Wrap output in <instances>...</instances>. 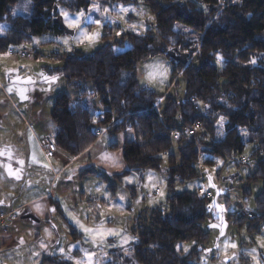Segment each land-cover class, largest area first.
I'll use <instances>...</instances> for the list:
<instances>
[{
  "label": "trees",
  "instance_id": "16d2710c",
  "mask_svg": "<svg viewBox=\"0 0 264 264\" xmlns=\"http://www.w3.org/2000/svg\"><path fill=\"white\" fill-rule=\"evenodd\" d=\"M25 1L0 0V22L7 24L0 34V56L22 51L33 38L64 34L67 30L60 20L59 6L89 11L93 4L137 2L29 0L32 16L16 18L12 13ZM147 3L155 17L158 40L151 35H123L92 56L62 58L55 54V60L64 62L63 69L45 70L50 78L61 74L69 87L80 93L77 101L66 94L55 100L51 112L55 148L77 158L104 130L109 129L112 135L131 132L132 139L125 141L123 148L125 170L115 178L141 176L147 170L163 172L169 178L166 210L155 208L140 215L137 227L130 231L135 242L109 250L111 257L102 264H192L201 252L199 247L209 240L202 224L209 218L210 200L196 192L176 193L175 183L197 179L202 157L204 164L212 167L215 160L241 156L247 145L253 146L249 159L255 171L248 175L244 190L250 194L251 184H263L255 198L259 216L235 218V222L248 223L253 230L264 220V0ZM170 53L186 59L176 60ZM157 56L166 57L175 66L172 85L179 75L185 78L182 101L141 85L139 65ZM217 60L223 63L220 69L215 65ZM85 82L92 83L101 106L109 110H98ZM175 142L177 154L172 153ZM68 228L73 242H82V234ZM182 243H197V248L182 257L178 252ZM74 256L81 258L77 250ZM43 264L73 263L47 256Z\"/></svg>",
  "mask_w": 264,
  "mask_h": 264
},
{
  "label": "rangeland",
  "instance_id": "374dc122",
  "mask_svg": "<svg viewBox=\"0 0 264 264\" xmlns=\"http://www.w3.org/2000/svg\"><path fill=\"white\" fill-rule=\"evenodd\" d=\"M188 1L195 0H175L177 3H187ZM197 6L199 9L204 7L200 3H197ZM57 11L67 31L58 36L46 34L33 38L29 45L20 51L19 54L22 57L30 56L36 59L37 56H40L42 60L52 61L55 54L62 58L74 54L85 57L92 56L98 49L112 44L123 35L140 37L151 35L158 40L155 17L147 0H137L136 3L127 5L102 6L93 4V8L89 11H70L59 6ZM64 13L79 23L76 26H69ZM12 14L16 18L19 16L30 18L32 16L31 2L29 0L23 2V6ZM6 25V22H0V34L4 33ZM85 33L89 37L98 34V38L90 40L86 38ZM188 37L192 38L190 34ZM171 57L175 58L174 56ZM180 59L183 61L186 57L182 55ZM218 59L222 58L219 57ZM215 65L220 69L223 63L217 60ZM174 68L175 66L166 57L150 58L139 65L140 83L159 95L168 93L173 95L177 101H182L186 92V80L182 75H179L175 84L172 85ZM14 69L15 67L10 65L7 58L0 56V73L6 74V76L10 72L15 74ZM27 91H30L32 99L34 97L38 99L41 96V92L38 94L35 89L28 88ZM16 126L12 108L9 105L0 107V150L1 152L5 149L15 150L17 156H20L26 145V137H23L22 131H17L19 125ZM19 138H21V142L16 140ZM122 150L116 152L118 155L115 154L116 159L112 160L115 165L117 163L122 164L125 170ZM177 150V143L175 142L172 153L177 154ZM252 152L253 146L247 145L241 156L226 161L217 159L212 167L205 165V158L202 157L198 164L200 176L197 179L185 183H175L176 193L196 192L208 196L210 200L209 218L202 224V229L209 235V240L206 245L199 247L201 252L195 256L192 264H264V220L259 222L253 230L249 229L248 223L238 225L235 222V218L259 216L255 210V198L262 192L263 184L261 182L251 184L249 186L250 194L244 190L248 175L255 171L254 165H251L252 162L249 159ZM46 153L52 154L51 151ZM99 166L100 164L96 168ZM106 172L101 173L104 178L99 177L100 171H97L79 182L67 183L68 190H72L73 195L69 196V198L71 197L70 202L75 205L74 208L76 212L78 211L77 213H81L85 219L89 218L88 221L94 228L124 231L131 239L135 240L130 231L132 232L137 225L136 220L140 215L144 212H151L155 208L166 210V200L169 196V178L163 172L147 170L141 176L132 175L117 180L115 175ZM6 173L8 178L9 172ZM44 175L48 178L36 181L39 184L44 183L42 189L49 188L47 184L51 182V175L47 176L45 171ZM32 182L30 179L27 186L25 181V185L22 184L21 187L30 190ZM60 186L61 182L56 183L55 188L58 189ZM82 192H85L86 195L83 196ZM19 195L17 190L14 191V196ZM89 205L91 206L90 213L87 209ZM85 208L86 210H84ZM2 219L0 218L1 229H3ZM58 231L59 233L56 235L51 231L41 233L40 230H32L33 241L36 239L35 234L40 233L39 244L45 248L38 247L41 253H45L47 246L51 248L52 245L56 244L55 247L58 248L56 253L64 252V259L73 264H102L108 257H111L109 250L116 249L120 245L121 248L127 247L124 245L125 241H119L118 235L109 237L107 243H92L93 241H91V245L86 246L84 242L86 238L83 240V235V242H77L72 249L71 245L65 244L61 230ZM112 239L114 241H111ZM21 246L24 247V242ZM196 248L197 243H182L178 247V252L182 257H187ZM76 250L79 251L81 258L74 256ZM27 251L22 248L18 253L13 254L12 263L39 264L41 260L36 258L38 253L35 255L31 253L33 256L27 258L31 252L30 250Z\"/></svg>",
  "mask_w": 264,
  "mask_h": 264
},
{
  "label": "crops",
  "instance_id": "0c3cea01",
  "mask_svg": "<svg viewBox=\"0 0 264 264\" xmlns=\"http://www.w3.org/2000/svg\"><path fill=\"white\" fill-rule=\"evenodd\" d=\"M19 53L20 51H15L1 55L15 67V74L10 72L6 76L0 73V107L9 105L12 108L14 120L17 126L19 125L17 131H22L23 137H26V145L20 156H17L15 150L5 149L2 152L0 150V218H4L5 222L3 229L0 228V264H13L11 257L22 248H25L26 252L31 251L27 258L38 253L36 258L41 260L39 264H43V259L47 256L66 260L64 252L56 253L58 251L56 244L51 243V248L47 246L48 251L41 253L38 248L42 245L39 244L40 233L35 234L36 239L33 241L32 230H40L41 233L51 231L56 235L59 233L58 230H61L65 244L71 245L72 249L77 243L73 242L68 230L69 226L84 235L86 246L91 245V241L107 243L109 237L116 235L119 241H125L124 245L135 242L124 231L94 228L88 221L89 218L85 219L81 213L76 212L75 205L70 202L71 197L69 198L73 196L72 190H68L67 186V183L79 182L97 171H100L99 177H103L101 173L106 170H108L106 173L110 172L111 175L123 173L122 164L115 165L112 159H116V152L124 148L125 141L132 139V134L112 135L104 130L98 141L77 158L57 148L48 155L45 148L50 143L53 144L52 134L55 126L51 121V112L56 98L66 94L72 101H77L80 93L69 87L67 80L61 74L52 78L46 77L45 70L60 71L64 67V62L54 58L52 61L42 60L40 56L36 59L30 56L22 57ZM85 84L88 91L93 94L92 101L98 110H109L101 106V98L96 96L92 83L85 82ZM28 88L35 89L38 94L41 92V96L32 99L30 91H27ZM16 140L22 141L21 138ZM98 164L100 166L96 168ZM91 166L93 168H90ZM44 171L47 176L51 175V182L47 184L49 188L46 189H42L44 183L36 182L48 178L44 175ZM6 172H9L8 178ZM30 179L33 181L30 190L21 187L25 181L27 185ZM59 182L61 186L56 189L55 185ZM16 190L19 196H14ZM81 194L86 195L85 192ZM87 209L90 213L91 206L89 205ZM27 216H32L35 221L24 219ZM23 242L24 247L21 246Z\"/></svg>",
  "mask_w": 264,
  "mask_h": 264
},
{
  "label": "snow or ice",
  "instance_id": "6c2138e0",
  "mask_svg": "<svg viewBox=\"0 0 264 264\" xmlns=\"http://www.w3.org/2000/svg\"><path fill=\"white\" fill-rule=\"evenodd\" d=\"M64 15H65L66 20H67L68 23H69V26H76V25L79 23V21L74 20V19L68 17V14H67V13H64ZM81 15H83V14L81 13ZM85 36H86V38H88V39H90V40H91V39H94V38H98V34H95V36L89 37L88 34L85 33ZM253 62H254V61H253ZM222 122H223V121L221 120V123H222ZM81 227H83V226L81 225ZM85 231H89V230L85 229Z\"/></svg>",
  "mask_w": 264,
  "mask_h": 264
},
{
  "label": "built area",
  "instance_id": "2783aa9c",
  "mask_svg": "<svg viewBox=\"0 0 264 264\" xmlns=\"http://www.w3.org/2000/svg\"><path fill=\"white\" fill-rule=\"evenodd\" d=\"M54 148H55V146H54L53 144L50 143V145L47 146V147L45 148V151H46V152H50V151L53 152ZM1 219H2V218H1ZM2 221H3V225H5V224H4V223H5V222H4V218L2 219Z\"/></svg>",
  "mask_w": 264,
  "mask_h": 264
},
{
  "label": "water",
  "instance_id": "95a60500",
  "mask_svg": "<svg viewBox=\"0 0 264 264\" xmlns=\"http://www.w3.org/2000/svg\"><path fill=\"white\" fill-rule=\"evenodd\" d=\"M170 56H174L175 57V55H174V53H170ZM174 59H176V60H180L181 61V59L180 58H177V57H175ZM24 219H32V220H34L35 221V218H33L32 216H27L26 218H24Z\"/></svg>",
  "mask_w": 264,
  "mask_h": 264
}]
</instances>
